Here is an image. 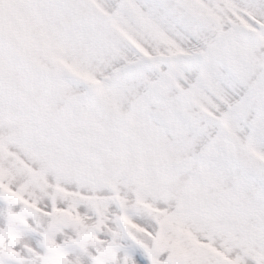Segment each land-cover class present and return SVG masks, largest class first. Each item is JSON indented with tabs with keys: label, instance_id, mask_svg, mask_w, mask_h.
Returning a JSON list of instances; mask_svg holds the SVG:
<instances>
[{
	"label": "snow or ice",
	"instance_id": "snow-or-ice-1",
	"mask_svg": "<svg viewBox=\"0 0 264 264\" xmlns=\"http://www.w3.org/2000/svg\"><path fill=\"white\" fill-rule=\"evenodd\" d=\"M0 264H264V0H0Z\"/></svg>",
	"mask_w": 264,
	"mask_h": 264
}]
</instances>
